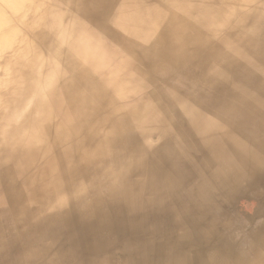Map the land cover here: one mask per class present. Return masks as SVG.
<instances>
[{
	"label": "bare ground",
	"instance_id": "6f19581e",
	"mask_svg": "<svg viewBox=\"0 0 264 264\" xmlns=\"http://www.w3.org/2000/svg\"><path fill=\"white\" fill-rule=\"evenodd\" d=\"M256 187L264 0H0V264H264Z\"/></svg>",
	"mask_w": 264,
	"mask_h": 264
},
{
	"label": "crops",
	"instance_id": "0c3cea01",
	"mask_svg": "<svg viewBox=\"0 0 264 264\" xmlns=\"http://www.w3.org/2000/svg\"><path fill=\"white\" fill-rule=\"evenodd\" d=\"M232 108H233V110L243 112L239 107L238 108L232 107ZM217 110H218V113L224 114L223 111H221L219 109H215V111H217ZM235 116L236 115L234 113L232 114V116H230L231 124H228L229 127H232V128H234V126L239 127L235 124L237 122H234ZM232 118H233V120H232ZM239 128H242V127H239ZM214 136H216V135H214ZM216 138H218V137H216ZM213 152L214 151L212 150L211 156L216 154V152H214V153ZM190 154H192L194 157ZM190 154L186 150H182L181 152L178 153L177 159L182 161L181 163L183 164V167L187 168L189 170V172L194 176V179H195V182L192 186H189L188 188L183 189L184 196H185L187 201L192 202V203H195V202L198 203L199 199L197 196H200V195L201 196H207V192L210 193V191L207 188H202L204 184H201V180L202 181L205 180V182H206V179H207V173L204 170V167L201 163L202 157H197L193 153H190ZM163 157L164 156L161 155V158H163ZM255 191H256L255 193L252 191L255 194V197H257L254 199V202L246 201V202L241 203L240 206H241V209L245 212V214L248 215L247 218H264L263 213L253 212L251 210L252 206H254V203H256L258 205L264 203V189L256 187ZM198 193H199V195H198ZM193 195H195V196H193ZM261 200H262V202H261ZM222 201L226 202L225 199L224 200L222 199ZM256 213H258V214H256Z\"/></svg>",
	"mask_w": 264,
	"mask_h": 264
},
{
	"label": "rangeland",
	"instance_id": "374dc122",
	"mask_svg": "<svg viewBox=\"0 0 264 264\" xmlns=\"http://www.w3.org/2000/svg\"><path fill=\"white\" fill-rule=\"evenodd\" d=\"M236 116H235V121L237 122V123H235L237 126H239V127H242V128H247V127H253V125H248V124H246V123H243V122H241L242 120H239V116L237 115V114H235ZM240 115V114H239ZM190 154V153H189ZM187 155V154H186ZM190 155H192V154H190ZM193 156V155H192ZM191 157V156H190ZM194 157V156H193ZM102 190L103 189H101V188H99V189H94L93 191L95 192V191H99L100 192V195L102 194ZM111 191H112V194H113V190H114V188H111L110 189ZM122 191L123 192V189L122 188H120V189H118V191ZM119 191V192H120ZM110 203H111V205H113V203H112V200H110ZM149 210H150V205H149V208H148Z\"/></svg>",
	"mask_w": 264,
	"mask_h": 264
}]
</instances>
